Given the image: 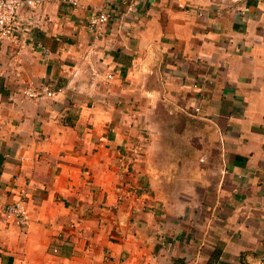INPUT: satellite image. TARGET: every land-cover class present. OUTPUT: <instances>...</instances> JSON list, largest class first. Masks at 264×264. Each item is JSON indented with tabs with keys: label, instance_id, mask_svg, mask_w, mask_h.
<instances>
[{
	"label": "crops",
	"instance_id": "0c3cea01",
	"mask_svg": "<svg viewBox=\"0 0 264 264\" xmlns=\"http://www.w3.org/2000/svg\"><path fill=\"white\" fill-rule=\"evenodd\" d=\"M80 4L0 42V264H264V0Z\"/></svg>",
	"mask_w": 264,
	"mask_h": 264
},
{
	"label": "built area",
	"instance_id": "2783aa9c",
	"mask_svg": "<svg viewBox=\"0 0 264 264\" xmlns=\"http://www.w3.org/2000/svg\"><path fill=\"white\" fill-rule=\"evenodd\" d=\"M53 1L73 7L81 6L80 0H0V42L14 45L15 52L19 54L29 45L32 30L40 28L46 22L45 8ZM136 2L137 0H132L128 9L131 10ZM109 18L110 13L106 8H96L88 20L87 27L90 33L95 37L101 35L103 26ZM41 49L44 53H49V50L44 46H41ZM107 76L110 78L111 74ZM21 93L25 98L45 100L53 97L54 90L50 84H42L27 86ZM28 198V190L22 187L17 191L13 200L3 201L0 199V224L12 221L24 228L29 222Z\"/></svg>",
	"mask_w": 264,
	"mask_h": 264
}]
</instances>
